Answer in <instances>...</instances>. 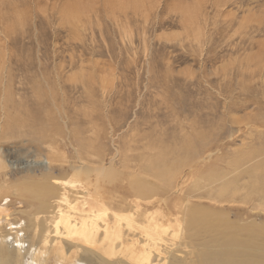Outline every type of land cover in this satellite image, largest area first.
Listing matches in <instances>:
<instances>
[{"label":"rangeland","instance_id":"obj_1","mask_svg":"<svg viewBox=\"0 0 264 264\" xmlns=\"http://www.w3.org/2000/svg\"><path fill=\"white\" fill-rule=\"evenodd\" d=\"M1 123L0 149L11 161H32L53 147L71 160L77 149L94 166L108 163L119 148L126 179L151 183L152 162L164 157L169 170L178 162L173 171L186 169L179 178L185 174L183 198L203 202L208 217L230 220L227 231L250 235L264 248V195L253 190L257 178L264 179V0H0ZM191 154L195 162L188 161ZM40 161L35 174L9 169L1 187L33 175L41 181L49 166ZM53 167L61 182L85 179ZM231 178L232 192L239 190L247 202L241 195L226 205L204 198L217 196ZM196 181L214 182L213 193L211 185L196 190ZM98 188L111 210L131 215L123 201L109 200L113 186L102 182ZM95 190L90 202L97 200ZM26 195L22 202L11 192L0 194V250L19 254L18 264L87 263L61 235L56 244L65 248L64 262L49 258L57 252L45 253L30 218L40 203ZM131 198L157 220L164 212L150 204L154 200ZM170 220L167 227L181 232L183 215L175 211Z\"/></svg>","mask_w":264,"mask_h":264},{"label":"bare ground","instance_id":"obj_2","mask_svg":"<svg viewBox=\"0 0 264 264\" xmlns=\"http://www.w3.org/2000/svg\"><path fill=\"white\" fill-rule=\"evenodd\" d=\"M1 126L0 129L3 130V123H1ZM185 149L187 150L186 147ZM181 150L180 148V151ZM75 151L77 153L76 159L74 156L72 159L75 160H71L66 153H60L55 151L53 147H50V152L47 155H36L35 159L32 161L24 162L17 159L19 156H16V159L15 156H13L16 161L9 160L8 156L0 149V180L6 177L9 169L19 168V170L22 169L21 172L30 171L35 174V168L44 165L43 162L40 161L42 158H45L48 163V165H45L49 166V168H47L48 170L45 174L43 173V175H41L43 177V179L40 177L41 181H37L39 178L35 175H33L34 177L32 176L33 178L31 179L28 178V180H23V182L29 183L28 186L20 182L13 186L1 187L3 185H1L0 181V194L4 197L11 192V194L17 195L16 199L18 198L20 201L25 202V195L29 193L32 195L30 199L32 198L33 200L36 199V201H39L38 203L40 204H36L37 206L35 205L36 211L34 212L36 214L34 213L32 215L34 219L31 216L30 218L33 227L36 228V230L34 229L35 236L40 238V243L44 244L46 248L45 253L49 252L47 250H50L52 247L54 248L53 250L58 253L52 251L53 256L49 255V258L54 257L59 263L64 262L65 257L62 256L65 254V248H62L60 251L56 244V240L59 238L58 235H61L62 237L60 240L63 239L67 243H72L75 248L77 247L78 252L83 254L82 258L87 260V263L84 262L85 264H264V248L260 243H256L253 237L250 235H248V237H242L239 231L235 229L227 231L226 228L229 226L230 220L217 221L215 218H210L206 214L210 209L205 208L202 204L203 202H201V205L191 204V201L187 200L188 196L187 198H183L185 195H182L181 192V182H183L185 174L181 182L179 178L183 175H181V172L183 173L185 168L181 165L179 166L181 168L180 170L177 168L173 171L172 169L177 167L178 162H176L177 165H174L172 168L170 167L171 170H169L166 169L167 161L163 159L164 157H160L151 164L153 169L156 168L153 172V179L155 181L153 180L151 183L150 180H137L133 175L134 173L132 174L133 178L129 181L126 179V173L124 171L128 166L121 165L122 168H120L118 164L119 159L122 157V151L119 148L116 149V153L111 157L108 163L103 159L99 164H95L94 162V166L91 165L92 161L89 164V162H87L89 159L83 158L79 154V150L75 149ZM89 152L91 151L89 150ZM195 154H191L190 158L192 159L188 161L195 162L197 159V155ZM128 162L125 164L128 165ZM51 166H60L63 170L70 171L74 178L84 176L85 179L83 181H81L82 179L80 178V180H77L83 183L82 189L78 190L80 188H76L79 187V185L75 180L61 182L59 178H55L53 174L55 169L54 167L50 168ZM255 170H257V168ZM70 173L67 175H70ZM253 173L257 175L254 171ZM92 176L96 177V182H94ZM129 177L127 176V178ZM127 180L129 182L126 185L119 184V186H115L118 182L125 183ZM102 182L113 186L111 190L107 191L109 193L108 195H110L109 200H111V203H117V201L120 200L121 202L123 201L125 207L122 208V210L125 209V211H129L131 214L128 215L129 217L122 218L120 214L111 210L113 209L112 207L104 204L103 201L106 199L104 195L106 194L102 196H99L100 194L98 195V185ZM2 183L4 184L6 182ZM233 184H235L234 178L223 181L218 189H216L218 192L217 196L210 195L204 198H208L214 203L223 205L227 203H236L238 202L236 196L241 195V193L239 190H237L235 194L232 192L231 185ZM210 185L213 193L212 188L214 187V182L201 186V183L196 181L195 186L197 188L195 187V189L200 190L201 187ZM91 187L96 188L94 198L97 199L92 202H90L91 198H89L91 196ZM2 190L6 192L3 193ZM253 190L260 191L264 195L263 178H257ZM174 196L179 198V200L177 198L175 199L182 205L179 209H177L178 203L176 205L172 201ZM131 197L139 200H154L150 204H157V207H162L161 209H163L164 212H158L159 215L157 220L155 217L143 213L140 209L141 205L133 203L134 201ZM198 197L199 199H204L203 196L201 197L198 195ZM241 199L242 202H247V197L241 195ZM184 203H187V206L184 207ZM33 204L34 203L31 205ZM148 207H150V205ZM175 211H179V213L183 215L185 225L184 227H181L182 225L179 226V228L181 227L182 229L181 232L170 230L165 224L169 222ZM108 216L115 221L117 220L119 224H122V220H126L127 223L123 222L126 224L123 226L126 231H124L119 224L116 226L111 225V221L108 222V220L105 219ZM161 216L164 217V219L159 218ZM100 220H102V222H100ZM42 222H44V226H42ZM147 222L148 226L145 227ZM183 228H185V230L182 235ZM182 247L187 249L191 247V249L187 252H183L180 251L183 250ZM71 248H69V250ZM45 253L43 255H46ZM18 255L16 257L14 252H10L6 247H3L0 250V264H18ZM190 255H192V259H190ZM68 258H71V256H68ZM36 259L38 260V258Z\"/></svg>","mask_w":264,"mask_h":264}]
</instances>
